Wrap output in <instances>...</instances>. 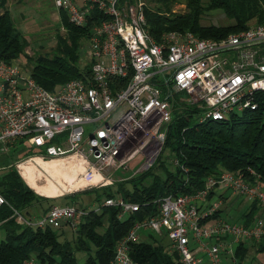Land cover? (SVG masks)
<instances>
[{
    "label": "built area",
    "instance_id": "1",
    "mask_svg": "<svg viewBox=\"0 0 264 264\" xmlns=\"http://www.w3.org/2000/svg\"><path fill=\"white\" fill-rule=\"evenodd\" d=\"M148 0H54L71 24L82 27L94 11L107 17L95 24L85 40V60L90 81L71 80L48 91L31 77L20 62L0 58V152L19 141L36 149L41 159H85L88 172L127 170L137 155L144 160L135 173L145 171L158 157L171 119L169 95L159 85L182 92L203 113L199 122L222 121L232 113L264 106V25L221 39H202L190 32H168L155 40L148 32L145 10ZM2 11H0L1 14ZM84 54V53H83ZM131 77L125 88L115 90L110 78ZM171 72L163 82L156 74ZM94 125L85 137V126ZM66 134L65 141H52ZM42 150V151H41ZM91 160V162H90ZM107 172V173H108ZM134 173V172H133ZM250 178L222 171L209 177L192 196H167L159 200V212L135 223L117 243L109 264H132L129 244L141 234H165L180 264H247L264 246V219L237 223L220 217L228 195L264 210V181L249 171ZM5 204L0 195V207ZM104 206H118L120 217L139 206L110 199ZM232 204L227 206V211ZM86 211L73 206H52L40 218H26L13 210L20 225L37 229L76 228ZM247 222V223H246ZM240 243L249 257H236ZM251 245V246H250ZM252 263V261L250 262ZM25 264H43L31 256Z\"/></svg>",
    "mask_w": 264,
    "mask_h": 264
},
{
    "label": "trees",
    "instance_id": "2",
    "mask_svg": "<svg viewBox=\"0 0 264 264\" xmlns=\"http://www.w3.org/2000/svg\"><path fill=\"white\" fill-rule=\"evenodd\" d=\"M6 2L0 0V7L3 8L0 14V58L10 63L24 53L26 42L15 27L10 12L4 8ZM176 4L184 5L185 9L172 12ZM213 10H221L231 23L203 25V14ZM58 13L65 33L57 36L54 52L50 56H38L26 67L35 82L48 91L71 80L89 83L90 64L85 60L82 67L79 62L83 54L82 43L90 36L95 24L108 19L94 11L86 17V24L78 27L69 22L64 11L58 10ZM145 19L149 34L157 41L168 32H190L202 39H221L244 31L252 24L264 25V0H148ZM130 77L131 72L126 78H110V85L115 90H121ZM169 102L171 119L165 127L161 151L152 166L127 180L81 193L91 196L88 207H94L81 209L86 214L76 228L65 224L59 229H37L17 224L12 217L13 210L29 219L40 218L54 206L56 198L36 194L12 165L2 169L0 195L5 204L0 207V229L3 231L0 264H25L31 256L43 264H79L77 253L86 254L83 264H109L117 243L130 228L158 214L160 199L195 195L204 188L209 177H215L222 171L233 172L243 178H250L249 171H252L264 181V106L254 111L232 113L222 121L200 123L199 116L203 110L197 105L192 106L179 99H169ZM19 142L15 146L17 150L13 151H20L18 146L22 141ZM34 156L36 153L24 157ZM65 160L46 162L36 157L20 163L18 168L34 190L48 195L56 194L57 190L62 193L93 183L85 168L76 160L69 161V165ZM74 196H64L68 200L65 206H73L69 199ZM110 199L138 205V211L120 217V207L103 205ZM79 207H82L81 204ZM220 214L216 213L204 222L218 218ZM259 215L253 204L241 214L239 221L247 219L249 222ZM63 227L74 232L71 238L60 230ZM128 248L132 264H180L178 254L171 250L164 233H149L147 240L130 243ZM248 251L240 243L236 257L244 260L249 257ZM260 254H264L263 245L257 248L256 255ZM250 262L247 264H264L254 256Z\"/></svg>",
    "mask_w": 264,
    "mask_h": 264
},
{
    "label": "rangeland",
    "instance_id": "3",
    "mask_svg": "<svg viewBox=\"0 0 264 264\" xmlns=\"http://www.w3.org/2000/svg\"><path fill=\"white\" fill-rule=\"evenodd\" d=\"M4 8H6L10 12L11 19L15 27L21 33L22 38L26 42L24 53L17 60H15L16 62H20L21 64H23V66L28 68L29 64L33 63V61L38 56H46V55L50 56L54 52L57 43V36L58 35L63 36L65 33L63 28L60 26V20H59L60 17L57 8L54 6V0H7ZM184 9H185L184 5L176 4L173 5L172 12H182ZM0 11H2L1 12L2 14L3 13L2 7H0ZM201 23L203 25H208V24L227 25L230 24L231 21L225 17V15L221 10H213V11H206L203 14ZM85 50H86V43L85 41H83L81 52L84 54H82L81 59L79 61L82 67L85 65ZM170 76H171V72L158 73L156 74L154 80L158 82H163L165 79L169 78ZM158 88L160 89L162 95L165 94L169 95V99L171 101L179 99V101L185 102L192 106L196 105L188 101V97L185 93L182 92L175 93L171 86L161 84L158 86ZM92 126L94 125H88L84 127L85 137L89 135L88 131ZM66 137H67L66 134L57 136L52 141V144L58 145V143L65 141ZM18 143H15L13 146H11L9 150L0 152V172L2 171V169L7 168L11 165H12L11 167H15L18 171L19 168H17L16 165L28 161V159L24 156L28 154L33 155V153H36V149L31 146H28V150H27V146L25 144H20L18 146V148L20 149L19 152L13 151V149L17 150V147L15 146ZM71 158L72 157L66 158L65 161L67 162V165H69L68 163L69 161L75 162V160H72ZM44 160L49 161L53 159H44ZM143 160L144 158L141 155H137L135 159L129 164L127 170H119L117 172H113L112 170H110L109 172L105 171L101 173V176L103 177L104 181L99 182L100 184L91 183L89 186L80 187L78 189H71L70 191L64 192L62 196L56 198L55 203L53 205L65 206L67 205L68 200L64 196L75 195L74 197L69 199V201L73 203L74 207L80 210L83 207L88 209L93 208L94 207L93 205H90V207H88L89 204H91V200H92L91 196L81 193L92 188H98L103 185H108L110 183L129 179L134 174H136L135 169L143 162ZM18 173L20 176L22 175V171L20 169ZM21 178L23 179V175L21 176ZM23 181L25 182L24 179ZM32 190L37 194V192L34 189ZM56 193H61V190H57ZM79 204H81L82 207H79ZM230 204H232V209H230V211H227V206ZM221 211L222 212L220 214V218L225 219L229 222L237 223L239 222V217L241 216V214L243 212H246L244 207V201L239 197L228 195L227 200L224 206L222 207ZM259 216L263 217L264 219V210L261 211V214ZM60 230H63V232L67 234L66 236L68 238H71V234L74 233L71 232L67 227H63ZM2 235H3V231L0 229V238L2 237ZM76 257L78 263H81L83 260H85L86 254L77 253ZM257 260L262 261L264 263V254L263 255L260 254L259 256L257 255Z\"/></svg>",
    "mask_w": 264,
    "mask_h": 264
},
{
    "label": "bare ground",
    "instance_id": "4",
    "mask_svg": "<svg viewBox=\"0 0 264 264\" xmlns=\"http://www.w3.org/2000/svg\"><path fill=\"white\" fill-rule=\"evenodd\" d=\"M73 157L77 161L78 164L82 165L85 168L86 174L93 181V183H99L101 181H104V179L100 173H97L96 171H93L91 173L88 172V165H87L85 159L77 157L75 155Z\"/></svg>",
    "mask_w": 264,
    "mask_h": 264
},
{
    "label": "crops",
    "instance_id": "5",
    "mask_svg": "<svg viewBox=\"0 0 264 264\" xmlns=\"http://www.w3.org/2000/svg\"><path fill=\"white\" fill-rule=\"evenodd\" d=\"M36 158V157H35ZM72 160H73V158H71ZM54 160H60V159H53V160H49V161H46V162H51V161H54ZM45 161V160H44ZM20 164V163H19ZM19 164H17L16 165V167L18 168V165ZM18 171H19V169H18ZM22 176V175H21ZM23 179H24V177H23ZM25 180V179H24ZM25 182H26V180H25ZM27 183V182H26ZM28 184V183H27ZM28 186L30 187V188H32L29 184H28ZM33 189V188H32ZM36 191V190H35ZM37 192V194H39L40 196H44V197H47V198H59L60 196H62L63 194H64V192H62V193H56V194H54V195H48V194H46V193H39V191H36ZM150 232H146V233H142L141 234V240H147V236H148V234H149ZM255 257V256H254ZM257 257V256H256ZM82 261V260H81ZM83 262H84V260L81 262V263H79V264H83Z\"/></svg>",
    "mask_w": 264,
    "mask_h": 264
}]
</instances>
